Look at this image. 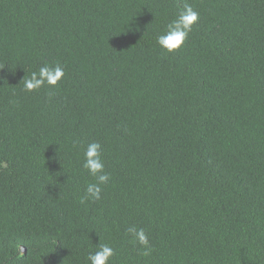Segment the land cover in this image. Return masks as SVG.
Listing matches in <instances>:
<instances>
[{
	"label": "trees",
	"instance_id": "16d2710c",
	"mask_svg": "<svg viewBox=\"0 0 264 264\" xmlns=\"http://www.w3.org/2000/svg\"><path fill=\"white\" fill-rule=\"evenodd\" d=\"M92 142L110 179L81 203ZM0 160V264H89L100 239L111 264H264V0H0Z\"/></svg>",
	"mask_w": 264,
	"mask_h": 264
},
{
	"label": "clouds",
	"instance_id": "9594fccd",
	"mask_svg": "<svg viewBox=\"0 0 264 264\" xmlns=\"http://www.w3.org/2000/svg\"><path fill=\"white\" fill-rule=\"evenodd\" d=\"M200 19V13L192 4L185 3L183 10L170 20L164 31L156 36V43L160 48L168 53L179 50L185 45L193 30V26ZM65 76L64 67L60 64L51 66L44 64L38 70L32 71L30 75L22 78L23 90L34 92L45 85L56 86ZM83 168L94 178V183H89L86 187V195L81 198V203L87 200H99L102 192V185L108 183L110 174L105 170V162L102 159V146L99 142H92L83 150ZM0 167H7V162L0 160ZM127 233L131 237V242L141 248L143 256H150L153 248L149 240L148 233L144 228L135 226L129 227ZM116 255V249L109 243L100 242L96 244L94 251L87 253L89 264H111L112 258Z\"/></svg>",
	"mask_w": 264,
	"mask_h": 264
}]
</instances>
